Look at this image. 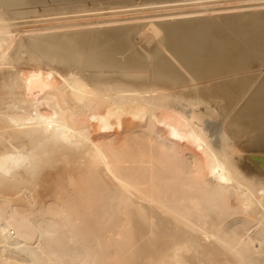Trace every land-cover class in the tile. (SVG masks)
<instances>
[{
	"label": "bare ground",
	"instance_id": "bare-ground-1",
	"mask_svg": "<svg viewBox=\"0 0 264 264\" xmlns=\"http://www.w3.org/2000/svg\"><path fill=\"white\" fill-rule=\"evenodd\" d=\"M0 264H264V0H0Z\"/></svg>",
	"mask_w": 264,
	"mask_h": 264
}]
</instances>
